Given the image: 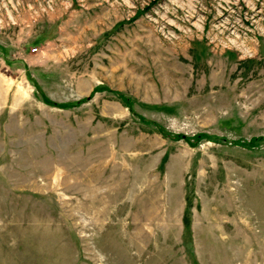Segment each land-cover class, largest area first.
Returning a JSON list of instances; mask_svg holds the SVG:
<instances>
[{"label": "rangeland", "instance_id": "obj_1", "mask_svg": "<svg viewBox=\"0 0 264 264\" xmlns=\"http://www.w3.org/2000/svg\"><path fill=\"white\" fill-rule=\"evenodd\" d=\"M0 264H264V0H0Z\"/></svg>", "mask_w": 264, "mask_h": 264}]
</instances>
